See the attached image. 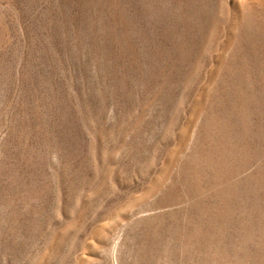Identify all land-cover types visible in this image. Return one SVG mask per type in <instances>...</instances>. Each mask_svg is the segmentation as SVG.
Returning a JSON list of instances; mask_svg holds the SVG:
<instances>
[{"label": "rangeland", "instance_id": "rangeland-1", "mask_svg": "<svg viewBox=\"0 0 264 264\" xmlns=\"http://www.w3.org/2000/svg\"><path fill=\"white\" fill-rule=\"evenodd\" d=\"M0 264H264V0H0Z\"/></svg>", "mask_w": 264, "mask_h": 264}]
</instances>
